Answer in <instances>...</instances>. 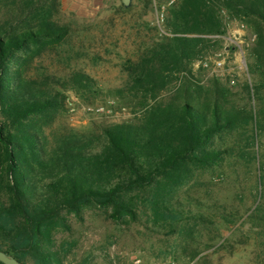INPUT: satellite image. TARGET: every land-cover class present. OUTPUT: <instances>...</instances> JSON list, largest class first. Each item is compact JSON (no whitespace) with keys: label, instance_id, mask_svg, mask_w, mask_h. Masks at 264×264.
<instances>
[{"label":"trees","instance_id":"obj_1","mask_svg":"<svg viewBox=\"0 0 264 264\" xmlns=\"http://www.w3.org/2000/svg\"><path fill=\"white\" fill-rule=\"evenodd\" d=\"M0 10V249L28 264H66L55 234L68 231L69 216L82 219L88 206L120 224L142 215L154 228L188 234L187 221L196 226L201 217L174 206L176 190L221 163L225 150L214 143L216 135L253 118L264 121V0H175L164 19L167 34L125 66L126 80L114 89L140 112L136 120L98 133H55L47 145L32 121L55 112L62 94L46 79L24 77L18 52H29V60L40 55L66 37L68 26L54 17L58 0L2 1ZM221 10L245 18L255 33L256 107L228 104L216 82L203 93L186 76L176 95L158 102L181 73L191 75L201 35L223 33ZM71 81L91 86L81 72Z\"/></svg>","mask_w":264,"mask_h":264},{"label":"rangeland","instance_id":"obj_2","mask_svg":"<svg viewBox=\"0 0 264 264\" xmlns=\"http://www.w3.org/2000/svg\"><path fill=\"white\" fill-rule=\"evenodd\" d=\"M174 2L131 0L124 6L121 0H58L54 17L68 26L66 37L30 60L29 52H18L24 77L46 79L62 94L55 112L32 121L41 127L39 143H52L55 133H98L104 126L136 120L140 112L114 89L126 80L125 66L167 34L164 19ZM220 18L223 33L201 35L205 41L190 61L191 75L181 73L158 102L176 95L186 76L198 82L203 93L216 82L228 104L244 111L256 107L253 92L260 79L252 72L253 28L225 10ZM73 72L90 77L91 86H75ZM214 143L225 150L221 163L196 172L176 190L174 206L184 216L201 217L196 226L192 218L187 221L192 224L188 234L154 228L142 215L136 222L120 224L102 208L88 206L82 219L69 216L68 231L55 234L65 263L264 264V121L253 118L222 131Z\"/></svg>","mask_w":264,"mask_h":264},{"label":"water","instance_id":"obj_3","mask_svg":"<svg viewBox=\"0 0 264 264\" xmlns=\"http://www.w3.org/2000/svg\"><path fill=\"white\" fill-rule=\"evenodd\" d=\"M124 6H128L131 0H121ZM0 262L4 264H28L22 261H19L12 255L7 254L5 251L0 249Z\"/></svg>","mask_w":264,"mask_h":264}]
</instances>
